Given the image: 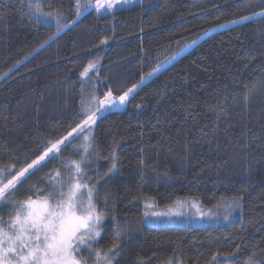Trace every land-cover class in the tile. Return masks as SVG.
Returning a JSON list of instances; mask_svg holds the SVG:
<instances>
[{
	"label": "trees",
	"instance_id": "obj_1",
	"mask_svg": "<svg viewBox=\"0 0 264 264\" xmlns=\"http://www.w3.org/2000/svg\"><path fill=\"white\" fill-rule=\"evenodd\" d=\"M29 2L58 15L60 30ZM79 3L77 15V0H0V181L67 136L82 100L136 85L93 126L85 171L105 213L95 247H111L120 224L113 264H246L253 253L264 264V16L253 15L264 0H141L104 15ZM75 137L29 170L15 199H35L29 189L47 188L56 171L67 180L63 165L83 151ZM191 197L231 218L146 224L149 205ZM234 197L242 205L231 215ZM10 212L0 207L5 220Z\"/></svg>",
	"mask_w": 264,
	"mask_h": 264
},
{
	"label": "snow or ice",
	"instance_id": "obj_2",
	"mask_svg": "<svg viewBox=\"0 0 264 264\" xmlns=\"http://www.w3.org/2000/svg\"><path fill=\"white\" fill-rule=\"evenodd\" d=\"M116 3H132L133 0H115ZM28 8L46 18H54L57 24V31L60 30L61 21L52 17L51 12H43L39 3L33 5L28 3ZM101 5L98 3L97 7ZM108 9L114 7L113 0H106ZM80 3L77 0V15L80 13ZM253 15H262L254 13ZM247 20L249 17H241ZM67 25H64L66 27ZM102 40L101 43H105ZM171 59V58H170ZM96 67V64L89 61L88 66L81 72V76H87L89 71ZM161 65H157L153 72L146 75L151 76L158 71ZM144 77H141V81ZM136 85L115 98L123 104ZM115 99L112 92L108 91L104 99L100 100L95 95L88 100L81 101L82 119L68 132L67 136L58 139L50 144L47 150L27 167L21 168L11 174L10 179L4 183L0 181V207L11 206L9 217L5 220L0 217V264H113L115 256L120 252V245L116 241L125 235V229L120 224L115 228V239L107 250L95 247L102 235L105 213L99 210L95 199L96 188L87 176L85 168L94 148L93 126L96 124L97 115L102 110H107ZM247 99V94L245 95ZM95 102L96 107H93ZM76 134L75 138L82 137L84 143L79 145L83 149L80 159L71 160L63 166L68 172L67 180L61 177L56 171L47 182V188L29 189L35 195L27 196L24 199H15L18 185L23 183L26 174H31L30 169L39 165L50 153L61 151L60 145L68 141L69 137ZM70 143V141H69ZM91 150V151H90ZM112 163L109 171L116 169L117 157L112 155ZM143 163V161H141ZM5 170L0 169V175ZM231 204L242 205V197H234ZM165 215V213L145 212L149 215ZM115 219V217H113ZM227 219V217H225ZM82 251H87L85 257ZM255 253L252 254L254 256ZM252 256H249L246 264H256ZM215 258V257H214ZM171 264V262H169Z\"/></svg>",
	"mask_w": 264,
	"mask_h": 264
},
{
	"label": "rangeland",
	"instance_id": "obj_3",
	"mask_svg": "<svg viewBox=\"0 0 264 264\" xmlns=\"http://www.w3.org/2000/svg\"><path fill=\"white\" fill-rule=\"evenodd\" d=\"M90 1V6L89 8H93L97 11L99 15H104L107 14L108 12L116 11L118 9L122 8H128L129 6L139 4L141 0H133L132 3L125 4L123 2L116 3L115 0L114 2V7L112 9H108L106 6V0H97L96 2H91ZM100 4L101 6L98 8L97 4ZM133 90L127 100L121 104L118 99H115L113 94V98L115 99V102L107 108V110H102L100 112V115L107 112L111 111V109H118L122 110L124 107H126V104L128 103V100L131 98ZM76 134L73 133V136ZM72 136V137H73ZM69 137L68 141H65V143L69 142V140L72 138ZM64 143V144H65ZM46 160V159H45ZM44 160V161H45ZM44 161H41L40 164ZM39 164V165H40ZM39 165H36L33 169L37 168ZM32 170V169H30ZM227 206H229L228 212H231V215L234 214V211L237 206L231 204V202L227 203ZM149 213H165V215H149L145 217L146 224H168V225H182V224H209V223H225L231 218L230 216H223L221 215L220 209L214 208V209H208L200 204V202L194 198H183L177 203L170 205L169 207L165 208H155L154 205H149L148 206V211ZM227 217V219H225Z\"/></svg>",
	"mask_w": 264,
	"mask_h": 264
},
{
	"label": "bare ground",
	"instance_id": "obj_4",
	"mask_svg": "<svg viewBox=\"0 0 264 264\" xmlns=\"http://www.w3.org/2000/svg\"><path fill=\"white\" fill-rule=\"evenodd\" d=\"M103 114H105V113H103ZM102 115V114H101Z\"/></svg>",
	"mask_w": 264,
	"mask_h": 264
}]
</instances>
